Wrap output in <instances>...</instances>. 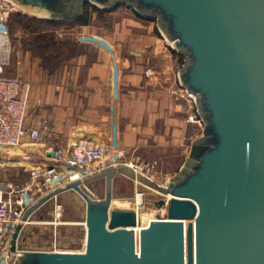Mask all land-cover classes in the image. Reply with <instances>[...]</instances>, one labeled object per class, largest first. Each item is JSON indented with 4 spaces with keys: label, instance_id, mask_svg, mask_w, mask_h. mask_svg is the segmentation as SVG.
I'll return each mask as SVG.
<instances>
[{
    "label": "water",
    "instance_id": "obj_1",
    "mask_svg": "<svg viewBox=\"0 0 264 264\" xmlns=\"http://www.w3.org/2000/svg\"><path fill=\"white\" fill-rule=\"evenodd\" d=\"M22 11L77 20L87 3L124 5L156 21L183 56L179 85L194 99L201 134L165 184L128 164H109L40 195L9 240L12 264H264V0H12ZM119 173L169 195L166 217L139 229L137 213L112 207ZM104 179L102 197L85 185ZM73 191L85 205L83 251L18 250L25 223L44 203ZM158 209L166 199L154 201Z\"/></svg>",
    "mask_w": 264,
    "mask_h": 264
},
{
    "label": "crops",
    "instance_id": "obj_2",
    "mask_svg": "<svg viewBox=\"0 0 264 264\" xmlns=\"http://www.w3.org/2000/svg\"><path fill=\"white\" fill-rule=\"evenodd\" d=\"M107 17L99 20L93 12L87 23L68 30L83 50L52 73L28 52L15 63L32 85L25 123L43 137L25 135L19 146L0 150L8 162L0 184L25 182L28 170L46 159V140L75 151L102 146L109 164L145 159L165 171L183 164L202 128L190 119L194 101L177 79L180 54L154 20L120 9Z\"/></svg>",
    "mask_w": 264,
    "mask_h": 264
},
{
    "label": "rangeland",
    "instance_id": "obj_3",
    "mask_svg": "<svg viewBox=\"0 0 264 264\" xmlns=\"http://www.w3.org/2000/svg\"><path fill=\"white\" fill-rule=\"evenodd\" d=\"M112 9L132 11L124 5H118ZM17 12L36 16L15 7V10L9 12L6 20L0 23V73L3 76H19L23 78L24 76L16 73L15 63L19 61L23 52H28L31 57L38 58L26 48V42L34 40L36 34L16 25L13 16ZM73 26L74 23L64 26L60 32H57V37L59 39L66 38L74 41L68 33V30ZM60 33L61 35H59ZM172 48L175 49L173 45ZM180 58L183 60L182 55H180ZM201 131H199V135ZM109 162V158H106L105 155L103 159L94 161L89 166L102 164V167H104L109 165ZM175 172L177 171L161 170L160 166L157 165L152 175L159 183L163 184ZM76 173V170L71 172V174ZM87 190L95 198L102 197L104 193V179L100 177L88 183ZM140 190L143 192V199L149 202L148 208H145L144 211L149 214L152 211L156 212V214L160 212V209H158L154 201L165 198L163 194L147 190L141 187L135 180L119 173L113 179V199L111 206L133 208V200L136 197L135 193ZM32 195L35 196L36 194L34 193ZM11 234L6 233L2 242H0V264H12L13 255L8 249ZM85 235V205L73 191H67L47 201L31 215L29 222L25 223L22 228L18 239V247L24 250L40 251H83Z\"/></svg>",
    "mask_w": 264,
    "mask_h": 264
},
{
    "label": "built area",
    "instance_id": "obj_4",
    "mask_svg": "<svg viewBox=\"0 0 264 264\" xmlns=\"http://www.w3.org/2000/svg\"><path fill=\"white\" fill-rule=\"evenodd\" d=\"M15 7L18 6L12 0H0V23L6 20L9 12L15 10ZM31 87V82L25 78L3 76L0 73V150L19 146L25 135L36 141L43 137L39 129L25 123ZM187 96L194 101L190 93L187 92ZM190 119L202 126L197 112L190 116ZM44 151L47 154L46 159L28 170V179L25 182L0 184V242L6 233L13 232L25 210L35 201L32 194L35 193L39 197L48 190L74 179L70 175L73 170H84L89 164L105 156L102 146H85L75 151L62 149L51 140H46ZM127 164L134 171L139 170L145 175L153 174L157 168L155 161L145 159ZM7 167L8 162L0 156V169L5 171ZM134 241L136 252L138 242L136 239ZM17 249L21 250L19 247Z\"/></svg>",
    "mask_w": 264,
    "mask_h": 264
},
{
    "label": "trees",
    "instance_id": "obj_5",
    "mask_svg": "<svg viewBox=\"0 0 264 264\" xmlns=\"http://www.w3.org/2000/svg\"><path fill=\"white\" fill-rule=\"evenodd\" d=\"M111 9H103L87 3L84 14L77 20H53L38 18L25 13L17 12L13 18L16 25L36 34L34 40L26 42V48L40 59L41 66L49 73L58 70L71 57L82 52L83 45L66 38L59 39L57 32L66 25L84 24L88 22L91 13H95L99 20H108L107 13ZM65 39V40H62ZM182 59L180 58V61ZM182 63V61L180 62Z\"/></svg>",
    "mask_w": 264,
    "mask_h": 264
},
{
    "label": "bare ground",
    "instance_id": "obj_6",
    "mask_svg": "<svg viewBox=\"0 0 264 264\" xmlns=\"http://www.w3.org/2000/svg\"><path fill=\"white\" fill-rule=\"evenodd\" d=\"M171 45L172 42L170 43ZM132 168V167H131ZM133 169V168H132ZM134 170V169H133ZM137 172V171H135ZM147 177H149L150 179L158 182L155 177L152 175V173H149L148 175H146ZM141 187L147 189V190H152V191H156V192H159L157 190H155L154 188H151L150 186L148 185H145V184H142L140 182H138L137 180H135ZM159 183V182H158ZM166 181L163 183L165 184ZM162 184V183H160ZM143 192L140 190L138 192H136V197L134 198V210L136 211L137 213V223L136 225L133 227L134 230H135V239L136 241L138 242V234H139V229H141L142 227H145L148 222L151 220V219H155L156 218V212H151V214L147 213L146 211H144L145 208H148L149 206V202L147 200H144L143 199ZM160 193V192H159ZM165 199H166V204L163 205L162 208H160V212L162 214V217L165 218L166 217V206H167V203H168V199H169V195L165 196ZM59 207V206H58ZM59 214V213H57ZM146 220H148L146 222ZM29 222V221H28ZM146 222V223H145ZM7 239V238H5ZM84 246H85V240H84ZM84 246H83V250H84Z\"/></svg>",
    "mask_w": 264,
    "mask_h": 264
}]
</instances>
